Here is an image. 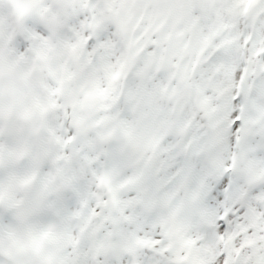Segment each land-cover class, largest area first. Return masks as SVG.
<instances>
[{
  "label": "snow or ice",
  "instance_id": "1",
  "mask_svg": "<svg viewBox=\"0 0 264 264\" xmlns=\"http://www.w3.org/2000/svg\"><path fill=\"white\" fill-rule=\"evenodd\" d=\"M0 264H264V0H0Z\"/></svg>",
  "mask_w": 264,
  "mask_h": 264
}]
</instances>
